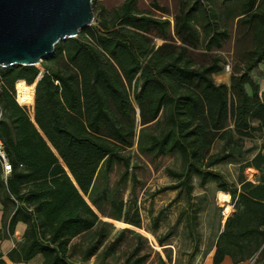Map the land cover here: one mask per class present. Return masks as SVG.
<instances>
[{
  "label": "trees",
  "instance_id": "trees-1",
  "mask_svg": "<svg viewBox=\"0 0 264 264\" xmlns=\"http://www.w3.org/2000/svg\"><path fill=\"white\" fill-rule=\"evenodd\" d=\"M136 2L124 0L111 12L92 7L94 22L57 43L41 69H0V139L11 165L0 179L2 230L10 235L18 221L27 226L9 257L41 254L42 264L106 258L130 230L98 254L113 229L98 215L140 228L137 212L129 217L131 208L108 190L115 165L124 169L120 181L127 180L135 146L150 161L179 158L180 170H165L174 184L159 192H183L190 201L195 176L198 187L212 182L229 195L232 213L217 235L213 264L225 257L258 264L264 255V91L252 73L264 62V0H181L172 22L139 12ZM235 19L230 66L207 54L231 40ZM198 49L206 60H194ZM226 66L228 86L216 84ZM14 84L16 101L33 106V122L31 109L16 103ZM33 84L29 100L21 91ZM222 163L238 164L235 183L213 170ZM247 169L258 173L255 182ZM130 179L135 183L133 174Z\"/></svg>",
  "mask_w": 264,
  "mask_h": 264
},
{
  "label": "rangeland",
  "instance_id": "rangeland-1",
  "mask_svg": "<svg viewBox=\"0 0 264 264\" xmlns=\"http://www.w3.org/2000/svg\"><path fill=\"white\" fill-rule=\"evenodd\" d=\"M180 1L181 0H137L136 10L139 12L149 13L156 17L168 18L172 22L174 14L178 11ZM123 2L124 0H96L91 3L93 9L99 10L100 8H104L106 12H111L113 9L120 7ZM154 4H157L158 8L155 7ZM97 13L98 11L95 16ZM235 27L236 19L233 22L231 40L223 43L221 49H213L207 55H213L215 53L219 54L230 66H232L233 62L231 50L233 47ZM153 42L156 45H161L163 43V41L158 38H153ZM176 44H179L178 41H176ZM197 52L199 53L201 50L198 49L197 51H193L195 61L200 62L207 59V57L197 56ZM36 67L41 69L40 65H37ZM256 72H259L260 74V68L257 69ZM229 74L230 67L229 70L224 69L223 72L215 75L214 77L216 81H220L222 80V76ZM31 89L32 87L23 89L21 91V95L29 100H32L33 92L30 91ZM14 97L16 101L15 84ZM16 103L21 107H29L31 110L33 108V106L21 105L17 101ZM251 144V142H246L245 147H250ZM216 148L217 145L215 146V149ZM129 152L131 165L128 170L127 180L123 182L120 181V177L124 169L121 165H115L112 172L108 175V190L119 195L125 208H131L129 217L132 216L133 212H137L140 219V228H134L123 221H114L98 215L101 221L108 222L113 226L110 236L102 244L98 254L106 248L109 242H111L121 232V230L128 229L130 231H126L121 234L120 240L116 243L114 249L106 258L101 259L100 257H92L93 259L91 258L89 262L92 261V264H123L129 253L137 247L139 248L138 255L147 253L151 250L148 243V241L151 240L149 236L153 235L154 237H157L162 235L161 237H163L165 234H163V232H165V226H170V220L176 218L175 214L177 212L179 213L178 204H183L184 206L192 204L193 210H188L187 212H189V214H193L194 216L198 215V218H201V221L204 224V228L207 230L210 229L213 231L212 234L216 235L220 221L222 222L223 219H226L230 214L228 213L227 208L229 205V199L227 201L221 200L219 197L220 193L216 192V187L212 182L207 184L206 187L200 188L198 187V180L195 176H193L194 191L191 194L190 201H186L183 192H180L179 195L175 190L159 192V190L163 187L174 184L175 181L167 175L165 170H180L181 163L179 158L176 156H166L155 158L153 161H150L148 158L138 155L135 146ZM213 170L223 174L229 182L235 183L238 174V164L222 163L213 167ZM251 170L252 169L245 170V175L249 181L253 174V171ZM131 174L134 175L135 183L131 182ZM196 208L199 209H197V212H194L196 211L194 210ZM160 214V223H158V228L154 229L153 220L157 215L160 216ZM135 234H138V236L141 237V240H139ZM263 260L264 255L257 257L255 262L261 264L263 263Z\"/></svg>",
  "mask_w": 264,
  "mask_h": 264
},
{
  "label": "water",
  "instance_id": "water-1",
  "mask_svg": "<svg viewBox=\"0 0 264 264\" xmlns=\"http://www.w3.org/2000/svg\"><path fill=\"white\" fill-rule=\"evenodd\" d=\"M93 19L91 0H0V69L36 67Z\"/></svg>",
  "mask_w": 264,
  "mask_h": 264
},
{
  "label": "crops",
  "instance_id": "crops-1",
  "mask_svg": "<svg viewBox=\"0 0 264 264\" xmlns=\"http://www.w3.org/2000/svg\"><path fill=\"white\" fill-rule=\"evenodd\" d=\"M259 68L260 74L259 72L257 73L254 71L252 76L259 84L260 90L264 91V62L260 64L258 69ZM214 82L216 84L228 86L229 75L222 76V80L220 81H216L214 77ZM252 171L253 174L250 178V181L255 182L258 173L254 170ZM0 179L5 181L3 178L1 165ZM192 207V204H187V206L178 204L179 213L177 212L175 214L176 218L170 220V226H165V232H163V234L170 232V236L164 239L161 243H158L157 240L160 239L162 235L157 237H154L153 235L149 236L151 240H149L148 243L151 250L142 255H135L132 260L128 262V264L133 263L138 257L142 256L146 257H144L142 262L139 264H213L217 235L223 230V223L225 219H223L222 222L220 221L216 235H213V231L204 228V224L201 221V218H198V215L194 216L193 214H189V212H187L188 210H193ZM227 208L228 213L231 214V206L228 205ZM9 209H12L11 205ZM197 209L199 208L194 210ZM2 215L3 205L0 202V264H42L43 257L41 254H36L27 261L19 260L18 254H14L13 259L9 257V254L12 252V250L16 248V245L23 242V236L27 226L25 223L18 221L15 223L12 233L8 235L6 230H2ZM252 263L253 261L249 260L232 263L228 257H225L219 264ZM88 264H92V261H90ZM123 264H125V261Z\"/></svg>",
  "mask_w": 264,
  "mask_h": 264
},
{
  "label": "built area",
  "instance_id": "built-area-1",
  "mask_svg": "<svg viewBox=\"0 0 264 264\" xmlns=\"http://www.w3.org/2000/svg\"><path fill=\"white\" fill-rule=\"evenodd\" d=\"M226 70H229L228 66H226ZM0 165L2 168L3 178H4V180H6V178L9 176V174L11 172V165H10V163L6 157V154L4 152L1 139H0Z\"/></svg>",
  "mask_w": 264,
  "mask_h": 264
},
{
  "label": "bare ground",
  "instance_id": "bare-ground-1",
  "mask_svg": "<svg viewBox=\"0 0 264 264\" xmlns=\"http://www.w3.org/2000/svg\"><path fill=\"white\" fill-rule=\"evenodd\" d=\"M31 92H34V85L32 86V89L30 90ZM249 170V169H248ZM252 171V170H251ZM219 197L221 200L223 201H227L229 199V195L228 194H224V193H220Z\"/></svg>",
  "mask_w": 264,
  "mask_h": 264
}]
</instances>
